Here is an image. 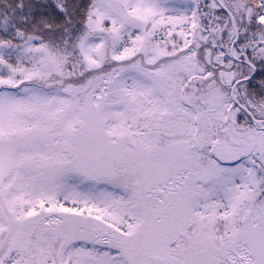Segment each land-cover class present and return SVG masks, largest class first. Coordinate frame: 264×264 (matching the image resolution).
<instances>
[{
	"label": "snow or ice",
	"instance_id": "1",
	"mask_svg": "<svg viewBox=\"0 0 264 264\" xmlns=\"http://www.w3.org/2000/svg\"><path fill=\"white\" fill-rule=\"evenodd\" d=\"M0 264H264V0H0Z\"/></svg>",
	"mask_w": 264,
	"mask_h": 264
}]
</instances>
